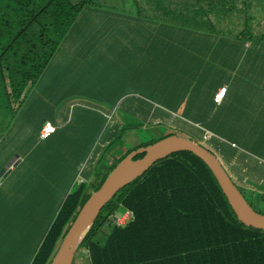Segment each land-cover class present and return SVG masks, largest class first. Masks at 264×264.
<instances>
[{"label":"crops","instance_id":"0c3cea01","mask_svg":"<svg viewBox=\"0 0 264 264\" xmlns=\"http://www.w3.org/2000/svg\"><path fill=\"white\" fill-rule=\"evenodd\" d=\"M245 1L238 0L236 2L237 5L234 4L232 7L234 8L232 11L236 13L237 18L241 19L240 21H258L264 18V5L259 0H256L258 4H256V1L250 4L253 7ZM226 7L227 4L225 5ZM256 10L262 11L259 16L256 15ZM93 12L95 11L92 10L89 14L92 13L91 15H94ZM250 12L254 13L251 14ZM120 13L121 15L117 20L115 16L105 15L103 19H106L107 23L101 25L99 27L100 30L93 35H82V30H78L75 31L76 36H71L70 33L64 43H68L70 45L68 48L72 49L87 39L89 41L99 40V42L108 45L117 43L119 45V47L117 46L118 48L116 46L100 47L101 50H99L96 58L97 62L106 60V64L103 65L101 63L100 66L111 65L110 67H113L112 73L113 70L115 71L121 65H123V70L131 66V63H126L125 61L127 56L125 51L122 50L124 47L121 46V43L137 44L138 55L148 52L147 54H150L152 59L147 70L150 71V74L157 72L160 75L155 80V84L152 83L154 80H151L150 83L152 85L148 88L151 91L155 89L154 91L160 94L162 99L167 98L166 101L170 104L172 95L177 94V98L180 97L182 101L177 103L176 109H180L182 113L180 116L177 115L178 117H175L174 113L177 111L171 109L166 110L165 113L159 112L150 102L144 101L142 103L140 99H130L131 101H128V97H125V95H118L117 98H113L114 103L111 102L109 103L110 105L106 102L100 103V107L96 109L90 108L93 106L91 103L78 102L81 99H76L78 103L71 104L70 110L68 109L64 112L59 122L60 125L53 124L55 131L49 138L45 140L40 138L42 127L45 122H50L48 120L40 121L39 127L33 131L35 137L34 145L36 141L37 143L50 141L44 147L47 148L51 145L49 148L52 149L47 151L39 149L36 151L34 145L30 146L25 154L29 163H25L26 156L23 159L20 156H16L11 161L10 167L5 169L11 155L8 150L10 143L7 140L12 137L16 138L15 145L23 142L22 146H24L26 144L24 140L26 138L28 141L31 132L30 128H27L25 132L19 130L16 122L12 123V125L7 122L4 129H2L3 132L6 131L4 140H7H0V212L6 218H13L5 213L8 211L9 205L15 203L20 197L16 193L20 191L18 188H20L23 179L14 180V177L21 171V167L25 171L26 165L28 167L26 173L31 170V172L34 170L41 172L43 170L46 172L45 179L51 175L52 171V181L60 179L64 182L61 184L57 183L60 186L64 184L63 195L66 194L65 192H67L73 180L77 178V170H79L80 165H82L79 174L80 184L87 186L88 193L98 187L116 162L108 154L106 163L104 165L100 164L104 146L109 141V137H112L118 124L115 112L107 111L105 106L116 107V101L119 102V108L127 114L138 117L142 114V111H145L146 116L149 117L146 120L148 123H176V125H181L182 127L187 123L189 125L193 124L192 126L195 129H198L196 124L203 126L202 128L211 135V144H213L215 150L213 154L215 153V157L221 162L226 172L229 173L233 183L240 191H245L252 201L264 202V191L261 190L264 187V36L262 35L264 30L260 33L249 34L245 32L229 36L208 33L192 35L186 34L185 32L188 31L184 30V35L176 36L179 46L172 50L168 42L174 39V36L169 37L167 30L163 32L161 28V31H159V26L156 24L155 27L157 28H154L152 22L146 27V24L136 21L135 17L128 19L123 17V12ZM231 17L232 13L230 14ZM116 21L120 24V28L124 21L123 25L130 27L131 34L125 33V35L119 31L120 35L104 34L115 27ZM181 21H183V18H181ZM132 22L139 23L137 24L138 26H135V28H138L132 29ZM159 25L163 26L164 24L160 22ZM89 31L87 32L89 33ZM83 33H85L84 30ZM80 37L81 39H79ZM122 37L125 38L124 41H122ZM185 43L193 44L192 47L187 46V50L190 48L192 52H186L185 45L183 46ZM140 44H143V46H140ZM60 48L63 49V44L59 47L45 73L52 74L49 71L52 69V62L60 53ZM71 52H73L71 53V56L72 54L74 55L73 58L65 57L68 66L81 65L76 59L79 57L81 63L84 64L86 61L84 54L76 57V52ZM192 53L195 54V57ZM172 56L175 58L171 64H174V67L177 66L176 72L179 66V75L182 74L189 78L196 77L198 80L205 78L206 86L204 88L193 87L189 90L188 87L184 86L171 88L169 83L173 82V80L169 79V75L172 73V69L169 68L171 66L169 58L172 59ZM198 56H200L201 60L197 61ZM62 63L68 68L64 59H62ZM201 64L205 65L201 67ZM141 66L145 70L146 64ZM120 72L121 69L115 71L114 74L121 76L122 72L119 74ZM176 72H174L173 76H176ZM224 75H227L229 84L225 85L222 83L220 77H224ZM119 76L114 80L112 79L113 82L120 80ZM160 81L161 85L158 88L156 83ZM101 83V100H111L110 97L115 94L116 89H109L107 81H102ZM48 86L47 89L52 92V83L48 84ZM154 86L156 88H153ZM223 88H226V93L220 103L217 104L214 102V98ZM181 91H183V95H180ZM169 92L173 94L170 95ZM94 112L101 117L95 115ZM26 127H29V125ZM15 133L17 134L14 137ZM158 134L155 138H158ZM162 135L163 137L166 136ZM11 146L15 147L12 144ZM90 148L93 150L91 151ZM220 155L225 156L223 157L225 161H222ZM37 157L38 159H36ZM35 159L36 161H34ZM29 174L26 177L30 176ZM47 186L49 185L46 184L42 187L44 188L43 190H46ZM8 187L10 189L7 193ZM12 187H17L16 190H18L10 192ZM40 190L42 194H47L45 203L51 202V196L46 192L43 193L42 189ZM35 208L36 205L33 203L32 209ZM47 209L52 214V205L47 207ZM40 215H42V218L43 213ZM2 223L5 224L3 218ZM17 233H19V228L15 234ZM7 242L8 240L0 244V264H24L21 260L24 257L23 252H25L24 243L22 242L23 246L21 245V247H19V244L10 247L8 245L1 246ZM15 243H18V240H15ZM12 248L14 249L13 251L11 250Z\"/></svg>","mask_w":264,"mask_h":264},{"label":"trees","instance_id":"16d2710c","mask_svg":"<svg viewBox=\"0 0 264 264\" xmlns=\"http://www.w3.org/2000/svg\"><path fill=\"white\" fill-rule=\"evenodd\" d=\"M91 5L84 0L76 4L69 0H0V88L13 119L60 45L78 29L81 13L92 9ZM192 125L185 123V130L180 131L213 154L212 138L202 143L208 131L200 124H196L198 129ZM162 138L131 149L116 160L109 173L130 152ZM87 190L80 184L53 213L30 264H49L65 230L89 198L92 191ZM118 211L131 214L121 226L113 219ZM104 226L109 231L101 236ZM79 249L86 252V264H264V231L239 223L207 166L193 154L180 152L155 163L120 190L101 210Z\"/></svg>","mask_w":264,"mask_h":264},{"label":"rangeland","instance_id":"374dc122","mask_svg":"<svg viewBox=\"0 0 264 264\" xmlns=\"http://www.w3.org/2000/svg\"><path fill=\"white\" fill-rule=\"evenodd\" d=\"M72 4L78 3L80 0H69ZM87 3L92 4V9L94 15L89 14L92 9H86L83 13H81L78 22V29L74 30H82V35L90 34L93 35L96 31L100 30V26L106 24V19H103L105 15L110 14V16H115L116 20L121 15L120 12H123V17L133 16L136 21L139 23L146 24L148 27L150 22H152L154 28L156 24L159 26L158 30L161 31V28L168 31L169 37L174 36V39L168 42V45L171 46V49L174 50L175 47L179 46L177 35H184V30L187 29L192 32H185L186 34L198 35V34H214V35H235L239 33H243L245 28L248 29L249 34L260 33L264 30V18L259 19L258 21H240V18L236 17V13L234 11H227V7L231 8L238 0H84ZM253 1L256 0H246L247 4H252ZM259 2L264 5V0H259ZM227 4V7L225 5ZM256 4L257 1H256ZM251 6V5H250ZM253 7V6H251ZM225 9L226 11H224ZM250 11V10H249ZM261 10H256V15L259 16L261 14ZM232 13V17L230 18V14ZM253 14L254 12H250ZM249 13V14H250ZM97 14V15H96ZM255 15V14H254ZM122 18V17H121ZM183 18V21H181ZM146 20V21H145ZM135 21V22H136ZM163 23L164 25H159ZM120 28V24L115 22V27L112 30H108V32L104 33L107 35H120L121 34H131L129 30L130 27L127 25H123ZM139 23H131L132 29L135 26H138ZM247 25V26H246ZM84 26V28H83ZM173 26H179L175 28ZM138 28V27H136ZM135 28V29H136ZM153 28V29H154ZM183 28V29H182ZM89 33L87 32L88 30ZM83 30L85 33H83ZM212 30V31H211ZM214 30V31H213ZM120 33H119V32ZM87 32V33H86ZM246 32V31H245ZM75 33H71V36H76ZM126 35V34H125ZM81 39V37L79 38ZM125 38L122 37V41ZM78 46L72 48H68L70 45L68 43H64L63 41V49L60 48V53L57 55L55 60L52 62V69L49 72H52L51 75L49 73H43L40 77L38 83L33 88L32 92L27 97L24 106L19 111L16 118H12L9 110V102L6 99L5 91L0 88V140L5 137V132L2 131L4 129L5 124L9 122V124L16 122L19 130L25 132L27 128L29 130L30 135L28 141L24 146L23 142L21 144L16 143V138H10L9 141V153L11 154L9 157L8 164L14 160L16 156H20L22 159L25 158L26 152L29 150V147L33 146L35 143V137L33 131L39 127L40 121L48 120L52 124H59L62 115L66 110H70V105L78 102H89L93 106L90 108L96 109L100 107V103L106 102L107 104L113 102V98H117L118 95H125L128 97V101L130 99L136 100L140 99V102L147 101L150 102L153 107L159 112L165 113L166 110L169 109L177 111L174 113V116H180L182 113L177 110V103L182 101L180 97L177 98V94L172 95L171 104L168 103L167 98L162 99L160 94H157L154 90L151 91L148 87L152 84L151 80H154L152 83L155 84V80L159 78V74L157 72L151 73L147 69L150 67V63L152 59L148 52L142 53L140 56L138 55V50L136 49L137 44L131 43H121L123 51H125L127 58L125 59L126 63H131V66L125 68L123 70V65L119 66L118 71L121 69L122 75H116L111 72L113 67L111 65H106V67L100 66L101 63L106 64V60L104 62L96 60L98 57V52L100 47H114L119 45L117 43L104 44L99 42V40L89 41L88 39ZM62 44L60 46H62ZM186 52H192L191 49L187 50V46L192 47V43H185ZM80 46V48H78ZM143 46V44H140ZM117 47V48H118ZM133 47V48H132ZM76 48V49H75ZM181 48V47H180ZM71 51L76 52V57L86 56V61L81 63L80 57L76 58L77 62H80L81 65L78 66H68L67 59L65 57L73 58V54L71 56ZM195 57V54L192 53ZM175 57L172 56V59L169 58V64L171 65L169 68L172 69V73L169 75V79L173 80V82L169 83L171 88L176 87H188L189 89L204 88L205 81L198 80L196 77H187L182 74L179 75V66L178 71L176 72L177 66H173L171 64L174 62ZM62 59H64L65 65L62 63ZM201 60L200 56L197 57V61ZM97 63V65H95ZM146 64L145 70L142 69L141 65ZM205 64H201L203 67ZM216 66V64H215ZM110 67V68H109ZM110 71V72H109ZM121 72L119 74H121ZM174 72H176V76H173ZM110 74V75H108ZM169 74V72H168ZM104 75V76H103ZM108 75V76H107ZM52 76V77H50ZM120 77V80L117 82L113 80L117 77ZM113 79V80H112ZM168 79V77H167ZM223 84H229V80L227 79V75L224 77H220ZM175 80V81H174ZM102 81H107L109 84V89L115 88V94L111 95V100H101L100 98V90L102 87ZM52 83V92H50L47 87L48 84ZM160 82L156 83V87H160ZM155 86L153 88H156ZM46 88V89H43ZM186 93V91H184ZM183 91L180 92V95H183ZM48 95V96H46ZM179 95V96H180ZM53 97V98H52ZM76 99H81L77 102ZM116 107L105 106L107 111L115 112L118 124L116 130L113 132L112 137H109V141L105 144L103 149V156L100 160V164L106 163V157L111 155L115 161L118 160L121 156L125 155L128 151L141 144H145L146 142L154 139L158 133L169 135L174 134L187 137V133H184L180 130H185V127L181 125L178 126L176 123H163V124H153L148 123L146 120L149 117L146 116V112L142 111L141 115L138 117L127 114L123 112L121 108L118 106V101ZM16 105V104H15ZM14 105V106H15ZM110 105V104H109ZM95 106V108H93ZM176 110H175V109ZM144 109V108H143ZM177 116V117H178ZM28 119V121H27ZM29 125V127H26ZM182 127V129L179 128ZM2 131V132H1ZM159 131V132H157ZM17 133L14 134V137ZM13 136V135H12ZM24 138V137H23ZM202 143L205 144L206 139L202 138ZM4 140V141H6ZM23 140V139H22ZM48 142H39L34 145L36 147V151L39 149H44L47 151L51 147H44ZM52 142V140H51ZM53 143V142H52ZM11 144L15 147H12ZM19 145V146H18ZM91 149V148H90ZM93 149H91L92 151ZM58 153V152H57ZM40 157V156H39ZM41 158V157H40ZM38 159V157L36 158ZM36 159L34 161H36ZM25 163H29L26 156ZM8 166V165H7ZM31 169V168H30ZM52 169V168H51ZM82 169V165H80L79 170H77L76 179L73 180L71 186L63 195L64 184L59 185L57 183H62V180L52 181V171L51 175L46 177V172L41 170V172L34 170L33 172L26 173L28 167L26 165V170L24 171L21 167V171L17 173L14 177V180H22V184L20 191L16 193L19 195V199L16 200L15 203H11L8 208V211L5 213L8 216H12L13 218H6L4 214L0 212V244L8 240L7 243L2 244L10 246H16L19 244L23 246L22 242L25 246V252H23L24 257L21 258L24 264H30L33 255L37 246L40 243V240L44 233L47 231V227L50 225L53 213L58 210L60 205L63 203L64 199L74 193L80 185L79 174ZM55 173V172H54ZM30 175L26 177L27 175ZM75 177V176H74ZM68 179V178H67ZM104 182V181H103ZM64 183V182H63ZM47 188L43 190L45 185ZM66 187V186H65ZM17 187H12L10 192L16 190ZM10 187H8L7 193L9 192ZM13 189V190H12ZM17 189V190H18ZM46 192L51 196L50 201L46 202V195L41 193ZM16 190V191H17ZM264 191V187L261 188ZM92 191V190H90ZM89 191V193H90ZM245 200L250 204V206L256 211L264 214V202L263 201H252V199L245 193V191L241 190ZM92 193V192H91ZM33 203H35L36 208L32 209ZM52 205V214L48 211L47 207ZM43 206V207H42ZM12 207V209H11ZM44 209H42V208ZM4 213V212H3ZM43 213V217L41 218ZM117 217H113L114 220L119 218L123 224H126L128 220H124L125 212L120 213L119 211L115 214ZM2 218L4 219L5 224L2 223ZM3 227V228H2ZM19 228V233L15 234L16 230ZM109 231L107 226H104L101 230V236L106 235ZM15 240H18V243H15ZM14 250L13 248L11 249ZM86 252L84 249H79L76 252L73 264H86Z\"/></svg>","mask_w":264,"mask_h":264},{"label":"water","instance_id":"95a60500","mask_svg":"<svg viewBox=\"0 0 264 264\" xmlns=\"http://www.w3.org/2000/svg\"><path fill=\"white\" fill-rule=\"evenodd\" d=\"M161 133L158 138H162ZM188 152L200 159L210 170L237 221L246 228L264 231V214L256 212L235 186L221 162L202 144L189 138L172 135L130 152L107 175L98 190L93 191L64 232L49 264H73L76 252L94 225L101 210L115 195L140 178L155 163L168 156ZM142 157L136 159V157ZM12 162L6 166L10 167Z\"/></svg>","mask_w":264,"mask_h":264},{"label":"built area","instance_id":"2783aa9c","mask_svg":"<svg viewBox=\"0 0 264 264\" xmlns=\"http://www.w3.org/2000/svg\"><path fill=\"white\" fill-rule=\"evenodd\" d=\"M226 93V88L221 89L218 94L215 96L214 98V102L215 103H220V101L223 99L224 95ZM55 131V128L53 126V124L51 122H45L42 130L40 132V138L42 140H45L47 138H49ZM211 137V135L209 133L206 132L204 138L206 139V141ZM131 218V214L129 212H125V216H124V220H129ZM119 218H116V220L114 221V223L118 226L124 225L123 222L121 220H118Z\"/></svg>","mask_w":264,"mask_h":264}]
</instances>
